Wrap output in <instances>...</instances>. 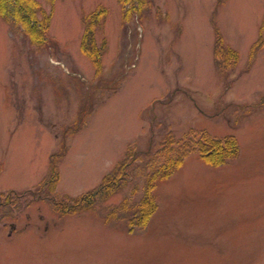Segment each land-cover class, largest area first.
Listing matches in <instances>:
<instances>
[{
	"label": "rangeland",
	"instance_id": "rangeland-1",
	"mask_svg": "<svg viewBox=\"0 0 264 264\" xmlns=\"http://www.w3.org/2000/svg\"><path fill=\"white\" fill-rule=\"evenodd\" d=\"M148 1L126 20L119 0H41L53 16L38 47L0 16V264H264V47L249 62L264 0ZM102 6L97 75L82 22ZM215 23L240 54L227 74L214 59ZM168 134L232 136L240 153L220 167L188 153L155 182L149 222L133 227L141 155ZM54 155L57 194L32 196ZM121 160L131 178L119 191L55 211L48 199L97 189Z\"/></svg>",
	"mask_w": 264,
	"mask_h": 264
},
{
	"label": "trees",
	"instance_id": "trees-1",
	"mask_svg": "<svg viewBox=\"0 0 264 264\" xmlns=\"http://www.w3.org/2000/svg\"><path fill=\"white\" fill-rule=\"evenodd\" d=\"M124 10V19L130 20L134 16L141 18L149 3L148 0H119ZM52 7L56 0H46ZM109 10L106 7H99L83 18L84 32L82 37L81 50L87 56L92 65L95 66L97 75L102 73V54L105 45L100 46L97 42V31L104 23ZM0 16L11 22L14 26L20 28L25 36H28L30 42L34 46L48 45L51 41L49 30L51 27L52 10L46 11L41 0H0ZM215 25V46L214 59L218 67L227 74L236 69L240 54L238 50L227 45L221 36L219 27ZM259 38L251 46L249 55L250 63L254 61L255 56L264 47V18L260 25ZM250 63L248 68L250 67ZM264 102V97L262 98ZM188 140L178 141L171 134L164 138V142L160 148L153 153L144 152L141 158L146 160L147 164L144 170L146 178L144 184V196L137 205V210L131 219V226L143 228L150 220L152 215L158 209L156 199L152 196L157 179L167 178L173 169L182 165V159L191 151H199L201 158L208 165L220 167L238 157L240 148L235 137H225L224 139H216L205 136L186 137ZM127 159V158H124ZM59 158L54 155L51 160L50 170L44 178L43 190L33 191L30 194H43L42 191L48 190L49 194L55 197L56 186L59 182V170L57 164ZM130 164L126 160H121L116 164L115 168L106 175L104 180L99 184L97 189L89 190L88 193L82 194L77 198L70 199L68 196L65 200L48 199L53 205L55 211L64 215L67 213H77L78 210H87L91 208L100 198H109L112 194L119 191L122 186L128 184ZM46 192V193H47ZM57 197V196H56ZM11 200V199H10ZM7 199L6 203L10 204ZM14 200L18 202L20 197L14 195ZM2 203L0 202V205ZM29 205V202L28 204ZM126 205L124 206V208ZM1 208V207H0ZM127 209V207H126Z\"/></svg>",
	"mask_w": 264,
	"mask_h": 264
}]
</instances>
